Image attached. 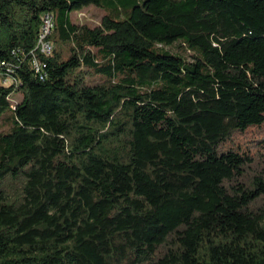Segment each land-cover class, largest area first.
Listing matches in <instances>:
<instances>
[{"label": "trees", "instance_id": "trees-1", "mask_svg": "<svg viewBox=\"0 0 264 264\" xmlns=\"http://www.w3.org/2000/svg\"><path fill=\"white\" fill-rule=\"evenodd\" d=\"M114 2L0 0V264H264V0Z\"/></svg>", "mask_w": 264, "mask_h": 264}, {"label": "rangeland", "instance_id": "rangeland-1", "mask_svg": "<svg viewBox=\"0 0 264 264\" xmlns=\"http://www.w3.org/2000/svg\"><path fill=\"white\" fill-rule=\"evenodd\" d=\"M137 1L141 2L142 0H115V2L109 7H101L95 4H90L82 8L73 10L71 13V17L75 22L79 24L86 23L94 26L101 22V19L105 14L115 13L117 17H121V9H123L124 11L130 8L131 5H133ZM170 47L175 51H179V41H176L175 44ZM49 51H52V48ZM187 54L189 53L187 52L185 55Z\"/></svg>", "mask_w": 264, "mask_h": 264}, {"label": "built area", "instance_id": "built-area-1", "mask_svg": "<svg viewBox=\"0 0 264 264\" xmlns=\"http://www.w3.org/2000/svg\"><path fill=\"white\" fill-rule=\"evenodd\" d=\"M52 32L53 31H51L50 23L47 19V12H44L42 14V25L39 32L38 43L36 46V49L38 48L43 54L48 55L53 52V51H48V44L51 43V39L49 38V36L51 35ZM2 63H5V61ZM33 66L36 72L39 74L40 78H44L46 76V72H45L46 62L38 55V51L37 52L33 51ZM12 82L17 83L18 81L9 74L8 77L4 79V83L9 85ZM13 103L15 106L16 101H13Z\"/></svg>", "mask_w": 264, "mask_h": 264}, {"label": "bare ground", "instance_id": "bare-ground-1", "mask_svg": "<svg viewBox=\"0 0 264 264\" xmlns=\"http://www.w3.org/2000/svg\"><path fill=\"white\" fill-rule=\"evenodd\" d=\"M47 19H48V21L50 23L51 31H53L54 26H55L54 18H53L52 15L47 14ZM52 46H53L52 43L48 44V51L52 48Z\"/></svg>", "mask_w": 264, "mask_h": 264}]
</instances>
